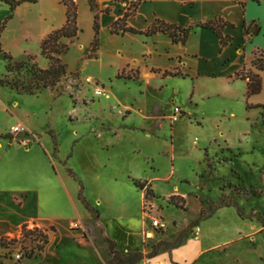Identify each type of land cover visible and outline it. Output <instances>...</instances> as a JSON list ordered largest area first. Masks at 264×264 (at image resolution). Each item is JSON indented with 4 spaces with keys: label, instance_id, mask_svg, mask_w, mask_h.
Returning a JSON list of instances; mask_svg holds the SVG:
<instances>
[{
    "label": "rangeland",
    "instance_id": "rangeland-1",
    "mask_svg": "<svg viewBox=\"0 0 264 264\" xmlns=\"http://www.w3.org/2000/svg\"><path fill=\"white\" fill-rule=\"evenodd\" d=\"M74 1L79 32L61 55L67 73L56 90L30 95L0 87V218L10 221V228L0 231V264H77L70 238L92 241L106 254L101 219H94L100 214L111 233H116L114 221L128 216L127 228L144 254L178 234L181 241L197 239L200 229L195 234L194 228L202 227L206 246L192 264H264V107H247L244 96H232L215 72V77L172 79L160 91L150 89L148 100L162 104L149 101L147 117L156 118L145 120L139 98L146 93L137 69L131 64L116 75L114 70L127 56L142 54L139 36L142 41L148 36L111 34L100 26L107 16L101 12L97 49L91 52L95 9L88 0ZM95 3L98 9L109 7V15H122L128 5ZM8 12L0 0V25ZM64 18L59 0H24L0 32V46L15 60L31 55L44 68L48 61L39 52L40 40ZM4 72L0 52V77ZM261 78V90L252 98L264 103V73ZM193 82L205 99L198 93L188 114L169 99L175 92L187 106ZM98 86L106 95L94 94ZM17 118L35 131L10 133ZM62 182L65 198L60 203L44 198L48 204L41 210L39 192ZM51 210L58 211L54 222L44 218ZM156 217L165 219L164 230L150 228ZM23 224L37 230L22 235ZM39 234L56 239L58 246L39 250Z\"/></svg>",
    "mask_w": 264,
    "mask_h": 264
},
{
    "label": "crops",
    "instance_id": "crops-1",
    "mask_svg": "<svg viewBox=\"0 0 264 264\" xmlns=\"http://www.w3.org/2000/svg\"><path fill=\"white\" fill-rule=\"evenodd\" d=\"M14 13L15 10L13 11V16ZM106 15L104 19L100 20V26H104L106 29L109 22L121 16L109 15V13ZM215 16H220L223 20L233 25L232 27L225 26L222 30L224 34L231 36V42L226 46L220 47L218 38L211 30L205 28L195 27L189 33L185 43H174L167 34L157 32L148 36L147 38L149 39H145V41H142L139 36V43L145 45V49L141 51L143 53H139V56H127L114 70V74L116 75L119 70L132 67L131 64L137 69L140 81L139 87L145 88L146 93L145 97L139 98V111L142 112L140 115L145 120H149L150 117L156 118L152 115L147 117L146 110L148 109L149 101L155 103L157 106L162 104V102H156L155 99L148 100L147 96L151 94L150 89L152 91H160L164 87L172 85V79L215 77V72L224 79L226 89L232 96L234 94L244 96L246 103L252 107L264 104L255 102L254 98H252L254 94L247 96L245 93L246 80L235 77V74L241 71L258 72L262 81L261 76L264 71H256L251 66V60L255 50H259L264 58V0H195L193 6L177 0H152L140 4L135 14L127 18L126 23L135 29L144 30L155 18H158L170 24L186 27L196 22L210 20ZM244 28H248V33H244ZM255 28L257 30L256 34L253 33ZM41 36H39L40 39ZM118 54H121V52H118ZM155 80H158V82L153 83L152 81L155 82ZM190 86L187 106L183 104L180 97L177 98L175 92L172 93V98L169 99L171 104L178 103L181 106L179 109L181 108L188 114H192L191 106L197 104L195 102L197 99L194 98L199 93L195 82L191 83ZM200 99H205V96L201 95ZM141 103H143V107ZM17 119L19 122L16 123L24 124L29 131H35L27 123L26 119ZM0 147H2V143H0ZM63 189H67L65 182L54 188L45 187L42 189L43 191L39 192L38 197L39 208L45 211L44 206L48 204L46 202L49 199H57V202L60 203L65 198ZM57 212L56 210H51L50 215L44 216L45 220L54 222L53 216ZM79 216L81 217V215ZM102 217L103 215L100 214V218L97 216L96 220L101 219L100 224L101 228H103V233L115 241V249L117 251L121 253L126 251H140L144 253V249L139 247V239L138 243L134 244L137 237H134V234L131 232L132 230L127 228L126 224L130 220L128 216L121 215L118 219L120 222L114 221L117 224L116 233H111L112 231L109 230V227H106L102 223ZM122 218L126 220L122 221ZM0 224L5 227L4 230L0 231L10 228V221L7 218H0ZM199 229L200 232L197 239L187 238L181 241L177 247L170 249L163 247L152 257L144 258L134 264H192L199 252L206 246L204 245V237L201 235L202 227ZM135 235L139 236V231L136 230ZM70 239V244L75 247L77 246V250L73 254L76 259L75 263L105 264L108 260L109 255L107 253L103 254V250L100 251L92 241H86L81 238ZM100 241L101 248L103 249L105 242L103 239ZM55 242H57L56 239L53 241L49 240L47 248L52 244L58 246ZM216 244L213 246H216Z\"/></svg>",
    "mask_w": 264,
    "mask_h": 264
},
{
    "label": "trees",
    "instance_id": "trees-1",
    "mask_svg": "<svg viewBox=\"0 0 264 264\" xmlns=\"http://www.w3.org/2000/svg\"><path fill=\"white\" fill-rule=\"evenodd\" d=\"M8 6V14L4 17L0 25V32L3 30L5 23L13 16L15 7L24 0H1ZM34 2L35 0H25ZM120 2H127L128 5L123 11L122 15L113 20L108 29L111 34L123 35L125 33L132 34H144L150 36L154 33L161 32L167 34L171 41L174 43H185L189 33L195 28H205L212 31V33L218 38L220 47H224L231 42V36L222 32L225 26L232 27L233 25L223 20L220 16L204 21L196 22L193 25L186 27L177 26L167 23L163 20L155 18L144 30H138L127 25L126 20L129 16L134 15L138 6L144 2L152 0H114ZM181 3H185L189 6H193L195 0H177ZM59 2L65 7V19L63 24L50 32H48L41 40L39 44L40 54L47 59L48 64L46 67L41 68L37 66L33 56L27 55L26 61H17L13 59L10 53L4 51L0 46V52L5 60V72L0 77V87L8 86L10 89L17 93L36 94L44 89L56 90L55 87L62 77L66 75V64L62 62L61 55L68 50V42L77 37L79 28L76 22V10L77 6L74 0H59ZM91 9H95V17L93 21L94 39L91 43V52L97 49V40L99 32V14L108 13L109 7L104 9H98L95 0H88ZM244 33H248V28H244ZM256 34V28L253 30ZM88 57H93L89 54ZM251 66L256 71H264V58L259 55L253 56L251 60ZM23 72H20V71ZM168 73V72H165ZM175 74V73H174ZM17 75V77H16ZM235 77L246 80V95L257 94L261 90V79L258 72H237ZM247 107L252 106L247 104ZM255 107H264L263 105H257ZM83 201V200H82ZM84 207L90 209L87 202L83 201ZM182 208V207H180ZM97 219V215L94 217ZM27 229V225L21 226L22 235H26L29 232L36 231ZM102 233V239L106 244V253L109 255L105 264H134L144 258H149L155 255L158 251V247L164 246L167 249L177 247L182 239V235L179 234L173 242L159 241L155 247L147 254L140 251H126L119 252L115 249V241L103 233V228H100ZM41 244L37 246L39 250H42L48 239L45 234H39ZM1 244V242H0ZM30 254V252L28 253Z\"/></svg>",
    "mask_w": 264,
    "mask_h": 264
},
{
    "label": "built area",
    "instance_id": "built-area-1",
    "mask_svg": "<svg viewBox=\"0 0 264 264\" xmlns=\"http://www.w3.org/2000/svg\"><path fill=\"white\" fill-rule=\"evenodd\" d=\"M94 94L97 96H104L106 95V91L103 87H96L94 90ZM172 119H177V115L175 113L172 114ZM9 132L12 134H22L26 135L28 133L27 127L22 123H15L9 126ZM150 228L154 231L164 230L166 228V221L161 217H156L150 222ZM199 228H194V233L197 234ZM19 258V255H16Z\"/></svg>",
    "mask_w": 264,
    "mask_h": 264
}]
</instances>
